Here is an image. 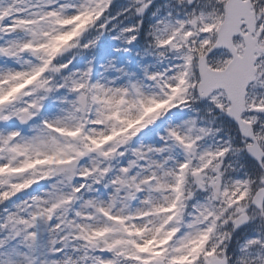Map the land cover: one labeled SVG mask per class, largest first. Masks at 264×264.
Listing matches in <instances>:
<instances>
[{
	"label": "snow or ice",
	"instance_id": "6c2138e0",
	"mask_svg": "<svg viewBox=\"0 0 264 264\" xmlns=\"http://www.w3.org/2000/svg\"><path fill=\"white\" fill-rule=\"evenodd\" d=\"M0 264H264V0H0Z\"/></svg>",
	"mask_w": 264,
	"mask_h": 264
}]
</instances>
